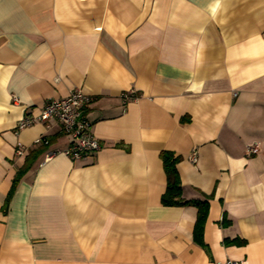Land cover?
Segmentation results:
<instances>
[{
	"label": "crops",
	"instance_id": "obj_1",
	"mask_svg": "<svg viewBox=\"0 0 264 264\" xmlns=\"http://www.w3.org/2000/svg\"><path fill=\"white\" fill-rule=\"evenodd\" d=\"M78 89L92 156L17 130ZM163 150L209 201L204 246L197 207L161 202ZM0 264H264V0H0Z\"/></svg>",
	"mask_w": 264,
	"mask_h": 264
},
{
	"label": "built area",
	"instance_id": "obj_2",
	"mask_svg": "<svg viewBox=\"0 0 264 264\" xmlns=\"http://www.w3.org/2000/svg\"><path fill=\"white\" fill-rule=\"evenodd\" d=\"M122 96L125 100L130 98L128 93H124ZM91 100L92 97L83 90H73L64 98L49 101L38 115H26L18 122L17 130H22L37 122L56 121L69 138V145L63 150V153L73 161L86 159L101 148L99 140L93 134L92 122L88 118V105ZM14 101H18V99L14 98ZM38 142L41 144L43 139ZM248 151L250 154L258 153V145L249 146ZM17 153L22 154L23 149L18 148ZM190 159L193 162L197 161L196 150L192 151Z\"/></svg>",
	"mask_w": 264,
	"mask_h": 264
},
{
	"label": "trees",
	"instance_id": "obj_3",
	"mask_svg": "<svg viewBox=\"0 0 264 264\" xmlns=\"http://www.w3.org/2000/svg\"><path fill=\"white\" fill-rule=\"evenodd\" d=\"M46 142V143H45ZM43 144H48L49 141L44 138ZM42 152L41 148L33 150L28 156L24 166L18 171L17 176L13 182L12 190L10 191L6 205L9 203L13 191L15 190L18 182L24 176V174L33 166L37 157ZM163 161L164 170L167 177L166 190L161 197V202L164 206H185L194 205L197 207V219L194 228V239L195 241L204 246L203 232L204 225L209 212V201L208 199L203 200H186L182 196V182L180 174L177 169V164L181 161L182 157L176 155L174 152L169 150H163L160 154Z\"/></svg>",
	"mask_w": 264,
	"mask_h": 264
}]
</instances>
